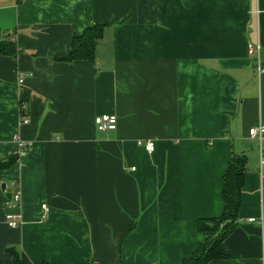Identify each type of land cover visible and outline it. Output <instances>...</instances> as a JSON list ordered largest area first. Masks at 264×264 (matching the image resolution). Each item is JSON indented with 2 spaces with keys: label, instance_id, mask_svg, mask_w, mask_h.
<instances>
[{
  "label": "crops",
  "instance_id": "0c3cea01",
  "mask_svg": "<svg viewBox=\"0 0 264 264\" xmlns=\"http://www.w3.org/2000/svg\"><path fill=\"white\" fill-rule=\"evenodd\" d=\"M99 25L93 62L62 60ZM0 41L15 51L0 53V162L30 144L0 172V264L8 248L31 264H181L204 241L197 220L222 214L233 155L231 258L208 264H264V141L248 135L264 124V0H0Z\"/></svg>",
  "mask_w": 264,
  "mask_h": 264
},
{
  "label": "trees",
  "instance_id": "16d2710c",
  "mask_svg": "<svg viewBox=\"0 0 264 264\" xmlns=\"http://www.w3.org/2000/svg\"><path fill=\"white\" fill-rule=\"evenodd\" d=\"M102 34L103 27L100 25L86 28L82 35L73 38L71 50L62 60L66 62H93L95 46L98 40L101 39ZM0 53L13 55L15 51L10 44L0 41ZM21 113L23 115V111ZM17 162L16 156H11L7 161L0 162V172L11 168ZM244 165L243 156L233 155L231 157L223 176L222 214L217 218L197 220V230L204 235V241L181 264H208L211 260L231 258V254L224 246V241L237 226L241 192L244 185ZM7 253L13 258V264H31L23 253L16 251L14 248H8Z\"/></svg>",
  "mask_w": 264,
  "mask_h": 264
},
{
  "label": "built area",
  "instance_id": "2783aa9c",
  "mask_svg": "<svg viewBox=\"0 0 264 264\" xmlns=\"http://www.w3.org/2000/svg\"><path fill=\"white\" fill-rule=\"evenodd\" d=\"M249 53L251 55L256 56V70L259 74L262 71L261 68V59H260V48L259 45H251L249 47ZM24 112V107L21 109V112ZM28 123L27 117L22 115L20 124L25 125ZM95 126L98 131L106 132V131H113L116 129L117 126V119L113 115H100L95 117L94 119ZM248 135L251 138L257 139L259 144L261 145L264 141V124L259 123L255 125L254 127L250 128L248 131ZM139 145H143L145 150L147 152L153 151V142H147L145 144H142L141 142H138ZM30 144L24 141L18 140V150L14 156L19 160L20 158L24 157L28 151H29ZM260 155H261V168H264V151L260 149ZM20 192L18 189L15 188L14 192L10 195L6 202V213H5V223L9 228L17 229L21 225V216L16 211L19 209L20 206ZM43 209L46 210L45 206H42ZM254 219H249V222H253Z\"/></svg>",
  "mask_w": 264,
  "mask_h": 264
},
{
  "label": "water",
  "instance_id": "95a60500",
  "mask_svg": "<svg viewBox=\"0 0 264 264\" xmlns=\"http://www.w3.org/2000/svg\"><path fill=\"white\" fill-rule=\"evenodd\" d=\"M1 188L4 189V188H5V184H2V185H1Z\"/></svg>",
  "mask_w": 264,
  "mask_h": 264
}]
</instances>
